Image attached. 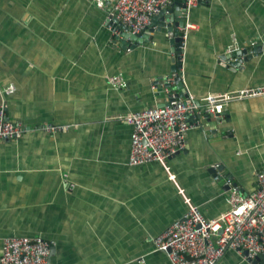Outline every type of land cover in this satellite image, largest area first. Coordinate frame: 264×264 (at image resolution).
<instances>
[{
    "label": "crops",
    "instance_id": "obj_1",
    "mask_svg": "<svg viewBox=\"0 0 264 264\" xmlns=\"http://www.w3.org/2000/svg\"><path fill=\"white\" fill-rule=\"evenodd\" d=\"M106 20L93 0H0V89H16L5 97L6 116L29 130L0 142V257L3 239L41 236L54 264H171L154 241L186 214L180 191L212 219L230 208L227 181L244 195L257 189L264 98L193 121L186 148L168 163L174 179L157 162L130 166L133 128L117 117L163 107L186 91L203 97L264 85V53L237 70L222 60L264 46V0L192 9L198 28L180 70L186 90L172 83L162 95L156 83L179 67L167 30L126 51L113 44ZM115 76L122 90L110 83ZM45 123L77 128L53 136L37 130ZM218 264L251 263L229 251Z\"/></svg>",
    "mask_w": 264,
    "mask_h": 264
},
{
    "label": "built area",
    "instance_id": "obj_2",
    "mask_svg": "<svg viewBox=\"0 0 264 264\" xmlns=\"http://www.w3.org/2000/svg\"><path fill=\"white\" fill-rule=\"evenodd\" d=\"M183 1V26L177 28L183 39L182 50L198 28L191 21L192 9L209 0ZM175 4L176 0H93L96 8L107 12L106 25L112 32L115 46L120 44L118 39H123V32L142 37L146 28L152 25L153 18L164 10L174 8ZM126 51L131 50L128 48ZM248 54L254 55V48ZM177 76L174 73L164 83H175ZM109 81L118 89L124 88L121 76L110 77ZM15 90L14 86L0 89V142L18 141L29 131L22 123L7 119L5 97ZM253 98H264V85L203 97L186 91L180 96L175 95L163 107L118 116V121L133 128L130 166L157 162L170 179H174L169 160L186 148L188 132L195 124L199 126V121L223 117L233 101ZM193 121L197 122L194 124ZM72 128L77 126L45 123L37 130L54 136L67 133ZM220 168V165L212 167L215 180L223 178ZM256 184L254 192L244 195L236 185L227 181L230 208L212 219L204 217L200 208L180 191L187 212L155 239L156 250L164 253L171 264H218L229 251L242 255L247 252L244 257L256 262L252 264H264V169L257 173ZM51 252V244L41 236L9 237L3 239L0 264H54Z\"/></svg>",
    "mask_w": 264,
    "mask_h": 264
},
{
    "label": "water",
    "instance_id": "obj_3",
    "mask_svg": "<svg viewBox=\"0 0 264 264\" xmlns=\"http://www.w3.org/2000/svg\"><path fill=\"white\" fill-rule=\"evenodd\" d=\"M175 7L177 8V11L175 12L174 8L167 9L162 11L159 15L155 16L152 21V25L147 27L142 37L139 35H131L130 33L123 32L122 36L123 39H118L119 43L124 45V49H130L134 50L138 48L141 44L149 43L150 38L153 37L156 33H161L163 30H167L168 33H170L169 37L171 39V43L173 44V63L174 65L179 64L178 66L174 67V70L172 73L178 74V76L175 78L174 82L178 85L180 89H182L183 82L182 77L183 73L180 72L182 69V57H183V50H182V43L183 39L179 36V32L177 30L178 27L183 26V9H185L184 1L183 0H176ZM158 25V27H157ZM130 41L131 43H129ZM255 55L264 53V46L258 45L254 47ZM253 59V55L248 54V51L239 50L234 51L232 53L226 54L223 56L224 63L231 66V69L237 70L242 67L244 63H246L248 60ZM223 63V64H224ZM165 82V81H164ZM171 83V82H170ZM164 83L163 86H160V82L156 83V92L159 95H162L163 93L169 91L171 84ZM185 86L184 90L185 91ZM247 252H244V255H246ZM248 262L256 263L251 260H248Z\"/></svg>",
    "mask_w": 264,
    "mask_h": 264
}]
</instances>
